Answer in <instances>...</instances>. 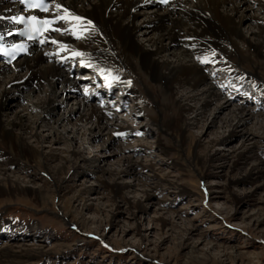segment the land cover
Returning a JSON list of instances; mask_svg holds the SVG:
<instances>
[{
  "label": "bare ground",
  "instance_id": "bare-ground-1",
  "mask_svg": "<svg viewBox=\"0 0 264 264\" xmlns=\"http://www.w3.org/2000/svg\"><path fill=\"white\" fill-rule=\"evenodd\" d=\"M144 3L150 6L147 0H52L45 16L56 19L66 15L64 9H67L73 17L81 19H56L58 22L52 26L55 32L45 31L39 41L41 46L33 45L28 55L19 56L11 63L0 61L1 194L18 190L32 192L37 206L43 209L49 199L52 202L59 196L70 169L76 170L83 164L96 167L97 160L79 159L77 151L73 150L71 155L53 164V153L46 154L32 148L25 140L24 134L28 129L36 142L41 141L43 135L36 129L48 117L50 105H56L57 102L60 104L69 93L77 92L79 88L82 94L86 92L85 82L76 83L69 79L72 63L75 64L74 74L86 77V81L93 80V84H96L99 80L95 78L94 81V75L87 72V69L92 70L103 81L106 80L110 88L93 87L86 95L78 92L73 100L77 103V109L70 110L66 115L62 113L56 121H67L71 113L76 115L78 121H90L97 133L106 131L99 145L101 149L111 145L120 150L122 146L114 144L115 140L133 132L107 119L113 104L108 102L113 100L112 87L118 86V91L122 89L125 92L134 88L139 98L146 94V88L144 91L136 82L140 78L146 79L151 87L153 107L146 116L161 135L168 137L169 143L164 151L170 152L172 149L176 152L182 168L201 179L205 165L223 155L217 150L203 153L196 151L198 141L189 139L191 137L187 128L203 117L207 106L220 93H223L224 105L219 110L218 106L210 110L212 120L215 119L216 112L226 108L232 100L240 102L243 97L245 101L256 102L257 93L264 96V68L260 59L261 48L264 46V0H171L162 10L154 7L145 9ZM56 4H60L61 8H56ZM16 13H23L19 10L17 0H0V33L5 34L10 30L12 24L9 16ZM138 16H141V24L137 26L138 22L136 24L134 21ZM243 25H247L245 33ZM74 31L76 35L73 34ZM139 35L146 38L145 45L140 44L137 37ZM257 79L260 80L258 83L255 82ZM245 84H250L253 88ZM57 88L61 95L59 98ZM34 90H38L39 96L36 100H29V94ZM91 92L100 93L107 102H95ZM19 97L29 101H26L18 113H13L11 118H3L9 104L17 102ZM258 102L255 109L251 105L246 107L245 103L234 105L227 109V115L223 118L226 126L242 127L244 138L239 147L229 153L231 167L238 168L246 162H252L244 175L229 181L231 184L247 178L264 177V160L255 148L256 142L264 139V98ZM33 110L36 117L32 116ZM167 110L172 111L168 117ZM133 112L134 115L142 113L138 107ZM188 113H194L191 121H187L185 117ZM254 118H260L261 121L258 139H255L254 132L246 129V124ZM225 140L226 137L222 134L210 143L218 146ZM188 149L192 152L185 156L184 151ZM124 162L126 170L133 169L136 164L129 158H124ZM15 164L46 171L52 181L51 187L44 190L39 186L20 184L6 173ZM118 172L115 170L112 174L116 176ZM150 174L155 185L167 183L180 189V192L185 191L179 184L156 175L154 171ZM100 183L113 200L121 193L122 185L115 180H101ZM78 192V195L89 193L90 189L82 188ZM144 195L146 199L153 196L149 190ZM73 198L70 197V200ZM59 202L58 206L64 215L62 219L66 220V216H70L67 224L72 227L82 225L72 214L71 201ZM33 227L32 224L27 225L28 229ZM19 230L17 228L14 233L5 236L15 242L27 235L25 231ZM40 247V244H5L0 247V264H30L33 258L59 251L57 246L48 252Z\"/></svg>",
  "mask_w": 264,
  "mask_h": 264
},
{
  "label": "rangeland",
  "instance_id": "rangeland-1",
  "mask_svg": "<svg viewBox=\"0 0 264 264\" xmlns=\"http://www.w3.org/2000/svg\"><path fill=\"white\" fill-rule=\"evenodd\" d=\"M144 8H149L146 3ZM139 17L134 21L138 22L137 26L141 24ZM242 27L245 33L247 25ZM137 37L140 44L145 45L146 38L143 35ZM260 59L264 68V46ZM69 77L76 83L81 82L78 74L72 73ZM83 82L90 84L89 81ZM136 82L143 90L146 88V96L138 98L134 88L126 93L114 86L112 91V110L107 119L133 131L115 140L114 144L122 146L120 150L111 145L101 149L99 145L106 131L97 133L90 121H78L75 114L71 113L67 121H56L62 113L66 115L70 110L77 109L73 100L80 88L69 93L60 104L50 105L48 117L36 129L43 135L40 142L30 136V130L25 131V140L32 148L55 155L53 164L71 155L73 150L77 151L79 159H94L97 165L89 167L83 164L76 170L70 169L59 196L52 202L49 199L43 209L37 206L32 192L0 193V228L4 230L0 229V247L9 243L40 244V248L47 252L58 247V252L33 258L30 264H264V177L229 183L244 175L252 162L238 168L231 167L229 153L239 147L244 138L242 127L231 128L223 123L228 108L245 103L246 107L251 105L255 109L264 96L255 94L256 102H246L243 97L240 102L232 100L226 108L216 112L212 120L210 110L215 106L219 110L224 105L223 93H220L207 106L203 117L188 125L189 139L198 141L196 151L217 150L223 154L209 161L202 178L198 179L195 173L180 166L176 152L172 149L164 151L169 143L168 137L161 135L146 116L153 107L149 82L140 78ZM245 86L253 88L250 84ZM37 92L32 91L28 99L36 100L39 96ZM59 92L57 88L58 98L61 96ZM29 100L19 97L17 102L10 103L3 118H11ZM101 100L95 102H107L103 97ZM136 107L142 111L140 115H134ZM169 112L172 111L166 113L167 117ZM31 113L36 117L34 110ZM185 117L191 121L194 113L185 114ZM260 118L246 124V129L254 132L255 139L261 133ZM90 129L93 131L90 132ZM222 134L226 137L222 144L210 143ZM263 141L259 139L255 148L264 160ZM191 152L188 149L184 154L189 156ZM124 158L136 162L132 170L125 169ZM115 170L119 171L116 176L112 174ZM153 171L179 184L185 191L180 192V189L167 183L155 185L149 176ZM6 173L22 185L39 186L45 190L52 184L47 172L36 167L15 164ZM101 180H115L122 185L121 193L114 197L115 200L101 185ZM82 188L90 189V192L78 195ZM147 190L153 194L149 199L144 195ZM70 197H74L73 200ZM59 201H71L72 214L82 225L72 227L67 224L70 216L62 219L64 215L58 206ZM29 224L34 226L29 228L31 231L27 228ZM17 228L27 235L12 242L5 235L14 233Z\"/></svg>",
  "mask_w": 264,
  "mask_h": 264
},
{
  "label": "snow or ice",
  "instance_id": "snow-or-ice-1",
  "mask_svg": "<svg viewBox=\"0 0 264 264\" xmlns=\"http://www.w3.org/2000/svg\"><path fill=\"white\" fill-rule=\"evenodd\" d=\"M27 6H28L29 8L43 7V10H44V11H48V9H47L46 6H43V5H40V4L29 3ZM55 7H56V8H61V5H60V4H56ZM64 12L66 13V15L56 17V19H62V20H63V19H68V20H71V19L80 20V19H81L80 17H73L70 13H68V10H67V9H64ZM20 19H23V17H20ZM28 20H29V21H33V22H35V23L33 24V26H32V27H33V30H35V31H41V30H43V31H47L48 28H49V27L51 26V24H52V21L47 20V19H45V20H43V21H37V19H36L35 16H29V17H28ZM37 24H43V25H44V28H43V29L37 28V26H36ZM57 30H59V29H57ZM73 34L76 35L77 33L74 31ZM73 55H79V53H73Z\"/></svg>",
  "mask_w": 264,
  "mask_h": 264
}]
</instances>
